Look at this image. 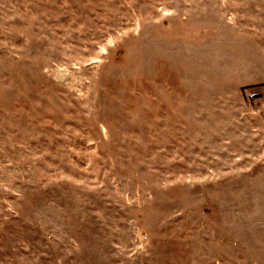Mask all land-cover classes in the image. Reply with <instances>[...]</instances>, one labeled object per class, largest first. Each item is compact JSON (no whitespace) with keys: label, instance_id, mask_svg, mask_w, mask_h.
Returning <instances> with one entry per match:
<instances>
[{"label":"rangeland","instance_id":"1","mask_svg":"<svg viewBox=\"0 0 264 264\" xmlns=\"http://www.w3.org/2000/svg\"><path fill=\"white\" fill-rule=\"evenodd\" d=\"M0 264H264V0H0Z\"/></svg>","mask_w":264,"mask_h":264}]
</instances>
